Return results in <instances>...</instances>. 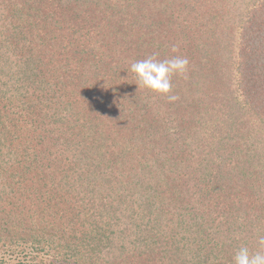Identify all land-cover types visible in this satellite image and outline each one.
<instances>
[{
    "label": "trees",
    "instance_id": "1",
    "mask_svg": "<svg viewBox=\"0 0 264 264\" xmlns=\"http://www.w3.org/2000/svg\"><path fill=\"white\" fill-rule=\"evenodd\" d=\"M149 57L188 60L169 94ZM259 235L264 0H0V264H233Z\"/></svg>",
    "mask_w": 264,
    "mask_h": 264
},
{
    "label": "clouds",
    "instance_id": "2",
    "mask_svg": "<svg viewBox=\"0 0 264 264\" xmlns=\"http://www.w3.org/2000/svg\"><path fill=\"white\" fill-rule=\"evenodd\" d=\"M173 51H176L175 47ZM188 60L181 57L157 60L149 57L131 64L130 70L136 74L139 86L150 89L153 92L167 95L171 92V77L174 74H183L187 71ZM169 100L177 97L169 96ZM259 249H264V235L257 237ZM233 264H264V251L251 252L248 247L242 246L233 255Z\"/></svg>",
    "mask_w": 264,
    "mask_h": 264
}]
</instances>
